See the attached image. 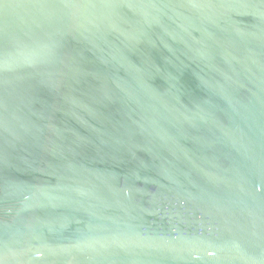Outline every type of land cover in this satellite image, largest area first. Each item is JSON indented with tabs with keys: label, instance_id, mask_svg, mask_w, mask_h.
I'll return each mask as SVG.
<instances>
[{
	"label": "water",
	"instance_id": "95a60500",
	"mask_svg": "<svg viewBox=\"0 0 264 264\" xmlns=\"http://www.w3.org/2000/svg\"><path fill=\"white\" fill-rule=\"evenodd\" d=\"M0 264H264V0H0Z\"/></svg>",
	"mask_w": 264,
	"mask_h": 264
}]
</instances>
